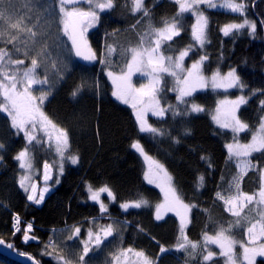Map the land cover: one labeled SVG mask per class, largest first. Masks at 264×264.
<instances>
[{"label":"trees","instance_id":"16d2710c","mask_svg":"<svg viewBox=\"0 0 264 264\" xmlns=\"http://www.w3.org/2000/svg\"><path fill=\"white\" fill-rule=\"evenodd\" d=\"M110 1L86 35L92 61H75L41 107L67 138L60 161L48 147L34 150L37 167L46 164L54 174L47 183L53 190L41 207L28 201L18 185L16 158L26 145L1 110L0 98V245L39 264H66L67 257L51 250L53 233L59 231L62 255L75 247L74 264H94L101 252L110 263L124 251L140 252L149 264H225L217 245L226 241L237 258L264 264L263 257L242 251L246 232L260 221V206L254 201L238 215L227 212L238 195L255 196L264 176V142L248 155L245 173L229 153L231 145L250 144L264 125V0L221 1L231 3L232 11L198 6L205 20L200 38L194 17L180 14L176 2L142 0L136 8L138 0ZM172 23L177 35L159 48L170 72L160 74L156 89L164 114L149 115L152 131L142 133L131 110L113 99L107 74L125 73L131 51L152 49L156 33ZM189 72L207 81L233 75L238 85L223 90L206 84L180 97L179 85ZM238 99L242 105L230 113L241 130L221 127L219 106ZM136 143L167 171L176 195L188 206L186 229L172 216L155 221L162 197L144 180V163L133 151ZM101 191L112 197H101L103 212L90 200V193ZM74 227L80 229V241L88 232L101 231L89 254H83L78 240L69 244L67 229ZM0 264L18 263L0 255Z\"/></svg>","mask_w":264,"mask_h":264},{"label":"rangeland","instance_id":"374dc122","mask_svg":"<svg viewBox=\"0 0 264 264\" xmlns=\"http://www.w3.org/2000/svg\"><path fill=\"white\" fill-rule=\"evenodd\" d=\"M0 0V98L3 99L1 110L9 117L16 135L23 139L25 149L16 158L21 175L18 181L20 189L26 192L28 201L36 207H41L53 188L47 185L53 178V169L46 164L37 167L34 160V150L48 147L61 160L66 148L65 134L57 130L44 116L41 107L49 99L53 90L60 81L71 71L75 61L88 63L92 61L86 35L93 30L99 16L106 12L110 0H76L68 3L64 0ZM142 0L135 4L139 8ZM179 5L180 14L194 17V32L199 38L205 30V20L198 13V6H210L214 9L225 11L234 10L227 0H170ZM88 15L87 23L82 18ZM177 35V24L164 26L156 33L153 47L145 51H131L130 60L125 73L114 75L107 74L112 87L113 99L128 107L142 133L151 132L148 116L163 117L156 89L159 84L160 74L168 72L159 48ZM197 37V38H198ZM183 56L180 58L182 65ZM198 75L189 72L180 83L178 95L185 97L194 90H203L211 84L214 89H233L238 85L233 75L225 78L215 76L211 80H199ZM242 99L234 103H222L217 112L216 120L223 128L238 130L241 127L234 121L230 113L241 106ZM241 130V129H240ZM264 142V125L259 134L250 144L231 145L229 153L236 158V167L239 172L245 173L250 167L248 155L262 147ZM28 146V147H27ZM133 151L144 163V180L147 185L159 191L162 202L155 210V221H163L166 217H174L184 230L189 222V208L180 201L172 186L167 171L153 159L145 154L140 144L133 145ZM0 162V170L2 169ZM46 170V171H45ZM111 195L106 191L90 193L91 202L97 204L101 211L105 210L102 196ZM256 202L261 209L260 221L251 226L245 234L247 247L243 253L264 258V176L262 186L255 196L238 195L227 205V212L238 215L248 204ZM65 231V230H64ZM70 233L69 244L79 241L83 254H89L91 248L99 242L101 231L85 234V239L80 241L79 228L67 229ZM57 233V234H56ZM56 244L52 252L66 258L60 261L74 264L77 256L75 247H68L61 253V234L53 233ZM103 235V234H102ZM105 239L109 232L104 233ZM218 244V242H216ZM219 256L225 264H247L245 258H237L233 244L223 241L217 245ZM108 254L100 253L94 259V264H149L139 252L124 251L112 258L108 263ZM213 255L208 254L206 260H211Z\"/></svg>","mask_w":264,"mask_h":264},{"label":"water","instance_id":"95a60500","mask_svg":"<svg viewBox=\"0 0 264 264\" xmlns=\"http://www.w3.org/2000/svg\"><path fill=\"white\" fill-rule=\"evenodd\" d=\"M68 3H73L76 0H64ZM88 20V16H84L82 18V22L86 23ZM46 171V170H45ZM0 255H3L11 260H13L14 262L18 263V264H39L35 259H33L32 257L28 256V255H21V254H17L13 251H10L8 249H6L5 247L0 245Z\"/></svg>","mask_w":264,"mask_h":264},{"label":"built area","instance_id":"2783aa9c","mask_svg":"<svg viewBox=\"0 0 264 264\" xmlns=\"http://www.w3.org/2000/svg\"><path fill=\"white\" fill-rule=\"evenodd\" d=\"M15 219H16V221L18 220V218H17V217H16Z\"/></svg>","mask_w":264,"mask_h":264},{"label":"flooded vegetation","instance_id":"af4514ba","mask_svg":"<svg viewBox=\"0 0 264 264\" xmlns=\"http://www.w3.org/2000/svg\"><path fill=\"white\" fill-rule=\"evenodd\" d=\"M88 19H89V17H88Z\"/></svg>","mask_w":264,"mask_h":264}]
</instances>
